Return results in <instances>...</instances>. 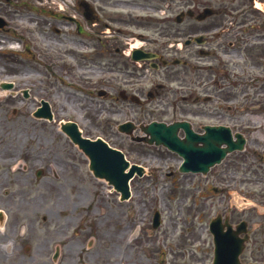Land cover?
<instances>
[{
    "label": "rangeland",
    "instance_id": "1",
    "mask_svg": "<svg viewBox=\"0 0 264 264\" xmlns=\"http://www.w3.org/2000/svg\"><path fill=\"white\" fill-rule=\"evenodd\" d=\"M1 2L0 16L9 27L0 31V85L14 87H0V264H212L208 225L217 215L229 216L233 225L246 221L250 238L240 260L264 262V96L251 87L248 31L209 34L213 46L207 58L191 47L186 83L192 102L194 96H211L208 102L182 110L174 106L181 97L168 92L165 101L173 105L166 110L151 102L143 112L127 101L128 109L113 112L110 101L96 95L103 83H96L93 72L74 71L70 58L66 64L60 60L61 53L76 49L62 36L73 24L59 25V39L50 29L58 27L57 0ZM231 21L229 16L223 25ZM186 22L192 35L203 25ZM12 40L15 50L8 51ZM136 45L131 41L129 48ZM144 87L148 90L147 83ZM41 100L50 104L53 121L32 116ZM199 108L216 113L200 117ZM153 120H185L196 130L204 124L229 126L245 136V150L229 154L204 176L181 174L176 154L117 130L124 121ZM67 121L84 137L101 138L144 167V176L130 182L129 200L121 202L91 175L85 156L60 131ZM155 211L161 220L157 229Z\"/></svg>",
    "mask_w": 264,
    "mask_h": 264
},
{
    "label": "flooded vegetation",
    "instance_id": "2",
    "mask_svg": "<svg viewBox=\"0 0 264 264\" xmlns=\"http://www.w3.org/2000/svg\"><path fill=\"white\" fill-rule=\"evenodd\" d=\"M57 1L58 8L61 2L66 9L61 5L62 12L54 16L58 24L57 31L53 26L50 29L59 39V25L69 29V25L73 24V31H65L62 36L76 49L61 53L60 60L66 64V58H70L71 69L74 71L93 72L92 77L97 80L96 83H103L100 84L96 94L99 90L105 92L104 98L110 101L109 105L113 112H116L114 109L121 111L128 109L127 101L142 109L143 112L147 111L146 108L151 102H155L156 106H163L166 110L168 104L173 105L168 100L165 101L168 92H171L174 97L178 95L181 97L174 105L179 109H182V106L184 109L186 106L191 107L193 103L199 104L201 100L199 96H194L192 102L193 94L186 83L187 71L192 68L189 60L195 53L191 45L181 46L176 42L184 41L191 36L192 28L190 25L187 26L190 22L183 24L185 19L196 21V15L205 9L212 10V15L198 22L203 25L196 27L195 32L212 34L248 31L251 87L254 95L264 96V0ZM65 1L69 3L66 4ZM50 3L53 4L54 0H50ZM84 6L90 11V20H87L84 15ZM228 16H231L234 22H231V27H224L223 18ZM182 24L184 26H181ZM6 29L7 25L0 27V31ZM145 32L149 33V36L145 35ZM210 38L204 37L201 40L203 47L210 53L203 58L210 57L212 54V50L208 49L213 46ZM137 39L141 41L143 47H130L128 50L130 42ZM134 51H137L135 56L138 59H150L135 62L132 59ZM197 53L200 54L199 49ZM178 60L182 62L172 64ZM146 83L148 90L145 91ZM171 84H177L178 90H167V86ZM133 96L141 98L140 104L132 102ZM209 98L211 96H206L205 103ZM195 113L200 117H206L216 112L208 113L199 108V111ZM204 126L206 124L196 130L190 123L191 129L198 134L203 132ZM178 136L184 138L185 132L182 128L178 130Z\"/></svg>",
    "mask_w": 264,
    "mask_h": 264
},
{
    "label": "water",
    "instance_id": "3",
    "mask_svg": "<svg viewBox=\"0 0 264 264\" xmlns=\"http://www.w3.org/2000/svg\"><path fill=\"white\" fill-rule=\"evenodd\" d=\"M200 18V17H199ZM5 87V86H4ZM9 87V86H7ZM43 108L39 109L34 115L36 117H44L52 120V115L47 103L42 102ZM182 126L187 136L184 141L177 139L173 135L174 130ZM130 125L124 124L120 127L122 131H128ZM62 130L70 137L73 143L89 157V168L95 176L105 178L114 188L121 193V199L129 197L127 182L136 170L141 174V168L133 165L128 173H124L128 167V163L124 161L123 155L107 147L101 140L92 142L81 137L75 123H66L62 125ZM208 135L198 136L193 134L187 123H176L166 127L164 124L151 123L143 129L146 134L151 136L148 141H155L156 144H163L172 151H176L184 162L181 166V171H192L206 173L210 166L219 163L225 156L226 152L235 149L241 150L244 144V139L240 134H236V141H232L230 130L224 127H214L207 129ZM203 143L204 146L199 147L196 144ZM225 144L226 148L220 146ZM158 213L154 215V227L158 226ZM246 225L240 223L236 230L233 231L228 224L227 219L224 224L221 222L220 216L212 220L209 226L210 232L213 235L214 243V258L213 264H240L239 255L243 249L244 242L247 240V235L240 238V233H246ZM55 258V257H54ZM255 264V263H253Z\"/></svg>",
    "mask_w": 264,
    "mask_h": 264
},
{
    "label": "bare ground",
    "instance_id": "4",
    "mask_svg": "<svg viewBox=\"0 0 264 264\" xmlns=\"http://www.w3.org/2000/svg\"><path fill=\"white\" fill-rule=\"evenodd\" d=\"M134 240L132 239V241L131 242H133Z\"/></svg>",
    "mask_w": 264,
    "mask_h": 264
}]
</instances>
